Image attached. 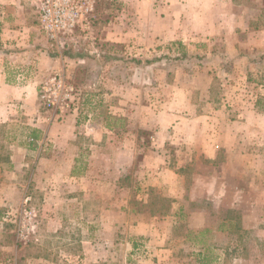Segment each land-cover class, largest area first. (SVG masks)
Segmentation results:
<instances>
[{
  "label": "rangeland",
  "instance_id": "1",
  "mask_svg": "<svg viewBox=\"0 0 264 264\" xmlns=\"http://www.w3.org/2000/svg\"><path fill=\"white\" fill-rule=\"evenodd\" d=\"M93 7L52 43L74 110L46 78L0 122V264H264V0ZM70 115L69 154L40 151L33 123Z\"/></svg>",
  "mask_w": 264,
  "mask_h": 264
},
{
  "label": "crops",
  "instance_id": "2",
  "mask_svg": "<svg viewBox=\"0 0 264 264\" xmlns=\"http://www.w3.org/2000/svg\"><path fill=\"white\" fill-rule=\"evenodd\" d=\"M52 48L53 44L41 30L38 11L30 0H0V122H5L6 110L13 107L28 109L25 104H32L27 99L31 101L37 96V86L54 72L59 61ZM71 52L66 51L63 58L60 57L65 65L72 60L83 62L87 59L86 54ZM77 125L76 115L67 116L58 125L33 123L34 127L43 130L40 151L47 142L54 140L63 147L62 154L68 155L70 145L76 139ZM56 128L62 130L60 135L52 131Z\"/></svg>",
  "mask_w": 264,
  "mask_h": 264
},
{
  "label": "built area",
  "instance_id": "3",
  "mask_svg": "<svg viewBox=\"0 0 264 264\" xmlns=\"http://www.w3.org/2000/svg\"><path fill=\"white\" fill-rule=\"evenodd\" d=\"M35 5L46 39L63 46L79 30H90L94 0H30ZM76 89L61 73H54L39 86V100L46 111L64 116L74 110Z\"/></svg>",
  "mask_w": 264,
  "mask_h": 264
},
{
  "label": "trees",
  "instance_id": "4",
  "mask_svg": "<svg viewBox=\"0 0 264 264\" xmlns=\"http://www.w3.org/2000/svg\"><path fill=\"white\" fill-rule=\"evenodd\" d=\"M39 131H37V130H33L32 131V134L30 135L31 136V138H32V141H35V140H38L39 139Z\"/></svg>",
  "mask_w": 264,
  "mask_h": 264
}]
</instances>
